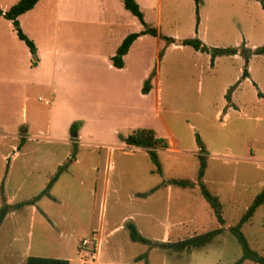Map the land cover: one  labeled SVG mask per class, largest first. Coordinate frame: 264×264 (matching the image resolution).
Listing matches in <instances>:
<instances>
[{
    "label": "rangeland",
    "instance_id": "374dc122",
    "mask_svg": "<svg viewBox=\"0 0 264 264\" xmlns=\"http://www.w3.org/2000/svg\"><path fill=\"white\" fill-rule=\"evenodd\" d=\"M56 1L42 0L17 18L38 57L15 47L9 60L0 50V206L1 186L5 201L15 204L67 166L49 190L54 200L41 196L9 209L0 225V264H25L31 255L69 264L235 262L242 248L229 227L264 191V53L253 52L264 44V0H198L197 26L194 0H136L144 24L158 34L139 35L121 69L110 55L120 39L145 26L122 0H72V8H56ZM0 25L17 39L10 21L0 16ZM193 37L238 51L211 63L209 52L181 44ZM36 62L30 75L43 86L5 77ZM148 77L151 88L143 94ZM140 128L167 140L157 150L160 171L145 150L122 139ZM198 154L206 161L199 181L218 197L222 225L199 191ZM129 222L149 243L130 239ZM219 226V235L189 252L157 245ZM240 229L264 255V202Z\"/></svg>",
    "mask_w": 264,
    "mask_h": 264
},
{
    "label": "trees",
    "instance_id": "16d2710c",
    "mask_svg": "<svg viewBox=\"0 0 264 264\" xmlns=\"http://www.w3.org/2000/svg\"><path fill=\"white\" fill-rule=\"evenodd\" d=\"M38 0H18L16 3L12 4L8 9L2 10L0 9V16L4 17L5 19L11 21L16 34L19 39L23 40L27 47L29 48L30 53L35 56L36 55V47L34 42L29 39L21 30L18 22V16L29 9L33 8ZM196 6V26L198 22V0H194ZM123 6L127 9L132 15L136 16L141 23H145L143 19V13L139 8V4L136 0H122ZM145 25V24H144ZM151 34L157 35V29L155 27H148L144 26L142 30L139 32H131L127 34L117 46L115 53L110 57L111 64L116 68H121L124 64L123 62V55L126 54L128 51L131 43L142 34ZM166 42H171L173 39L171 37H164ZM182 45H190L196 50L207 51L210 53L211 63H213L214 58L217 55L223 54H230L234 55L237 53V47H227V48H219V47H207L205 44L201 42L196 37L193 38H184L181 40ZM254 54H263L264 53V44L254 48ZM234 86H231L228 90H231ZM151 88V78L148 77L144 80L143 85L141 87V92L146 94L150 91ZM226 96H228L226 94ZM78 123L72 122L69 126V132L72 137H75L77 134ZM124 143L127 146H136L145 148L151 161L155 164L156 170L160 171V163L158 160V149H165L168 146L167 140L163 137L157 136L155 131L151 128H140L136 129L127 136L122 138ZM197 142L200 144V151H203V147L200 143V139L197 138ZM199 158V168L197 171V185L199 191L203 198L207 201L210 208L212 209L218 224L222 225L224 223V218L222 216V209L221 203L218 197L212 194L205 185L200 182L199 180L202 178L204 174V169L206 166L205 155L198 154ZM66 167L65 165L59 166L57 171L53 174V176L49 179L45 187L35 196H33L29 200H24L17 202L15 204H8L4 197H3V190L1 186V196L3 200V204L0 206V225L9 211L10 208H20L25 204H33L37 199L41 196H49V189L51 188L52 184L56 179L59 177L60 171ZM170 183L173 185H177L184 188H191L195 185V183L188 179H171ZM264 202V191L257 194L256 197L253 199L251 204L247 207L245 212L241 215L238 222L229 227V231L233 234L242 248L241 256L231 264H240L244 260H250L257 264H264V255H261L256 250L250 248L246 238L244 237L243 233L241 232V226L243 223L247 222L252 215L254 214L255 210ZM128 229L129 237L132 241H139L142 243H149V240L142 236L139 231L137 230L135 224L129 222L125 226ZM223 231V227L219 226L217 228L211 229L209 231L195 234L192 236L185 237L183 239H179L177 241H160L157 243L159 247L162 248H169L174 251H190L193 248L202 247L208 242H210L214 237L219 235ZM145 254H141L138 257L144 256ZM25 264H69V261L65 258L59 257H44V256H28L25 259Z\"/></svg>",
    "mask_w": 264,
    "mask_h": 264
},
{
    "label": "crops",
    "instance_id": "0c3cea01",
    "mask_svg": "<svg viewBox=\"0 0 264 264\" xmlns=\"http://www.w3.org/2000/svg\"><path fill=\"white\" fill-rule=\"evenodd\" d=\"M18 0H11L10 2L9 1H7L6 3H0V9H2V10H6V9H8L11 5H9V4H14V3H16ZM42 0H38L37 2H36V4L33 6V8H31V9H34L37 5H39V3L41 2ZM69 1H71V2H68V1H64V2H59V0L58 1H56V3H55V7L56 8H65V7H74L73 6V1L72 0H69ZM1 2V1H0ZM30 10V9H29ZM28 10V11H29ZM27 12V11H26ZM26 12H24V13H26ZM24 13H22V14H20V15H23ZM19 15V16H20ZM18 16V17H19ZM4 18V17H3ZM9 21V20H8ZM11 22V21H10ZM0 27H2L3 29H0V50H1V52H2V54L4 53V56L6 57V59H8L9 58V60H12L13 59V57L15 56V47H17L18 49H23L24 51H28V54L30 53V51H29V48L27 47V45L25 44V42L23 41V40H21V39H19L18 38V36H17V34H16V36H17V39H15L14 38V34L13 33H7V32H5V30H4V26L3 25H0ZM143 29V28H142ZM141 29V30H142ZM25 34V33H24ZM26 35V34H25ZM27 36V35H26ZM29 36V35H28ZM27 36V37H28ZM126 36V35H125ZM124 36V37H125ZM123 37V38H124ZM29 38V37H28ZM122 38V39H123ZM6 39H8V40H10V44L9 45H7V43L5 42L6 41ZM122 39H120V41L119 42H121V40ZM134 42V41H133ZM133 42L131 43V45L133 44ZM4 43V44H3ZM120 44V43H119ZM118 44V45H119ZM131 45H130V47H131ZM35 47H36V56L38 57V49H37V46L35 45ZM130 47H129V49H130ZM129 49H128V51H129ZM116 50V49H115ZM56 51H58V50H56ZM55 51V52H56ZM128 51L126 52V54H124L123 55V62H124V64H123V66L121 67V68H123L124 66H125V59H126V55H128ZM113 55V54H112ZM112 55H110V57L112 56ZM126 56V57H125ZM110 59V58H109ZM37 62H38V60H37ZM37 62L35 63V65L34 64H26V71H21V73H18V76H16L15 78L13 77V73L12 72H5V77L7 78V80H16V79H19V80H22V81H25V84H26V86L28 87V86H34V85H36V86H43L44 84V82L38 77L37 79H34L35 77V75H30V73L32 72V73H34V72H37V70H38V68H37ZM110 63H111V61H110ZM112 65V64H111ZM113 66V65H112ZM114 67V66H113ZM114 68H116V67H114ZM121 68H117V69H121ZM30 78H32V79H30ZM79 135H77L76 134V136H75V138L76 139H73V143H75V142H77V139L79 138L78 137ZM67 142L69 141V140H66ZM20 142H23V140H22V137H21V141ZM126 145V144H125ZM130 147H134L135 149H142V150H145L146 151V149L145 148H141V147H136V146H130ZM19 148V147H18ZM147 152V151H146ZM158 152V151H157ZM148 154V153H147ZM65 165V164H64ZM59 166H62V165H59ZM58 166V167H59ZM66 166H67V164H66ZM58 167H57V169H58ZM66 168V167H65ZM53 176V175H52ZM51 176V177H52ZM50 177V178H51ZM49 178V179H50ZM58 179V178H57ZM56 179V180H57ZM49 181V180H48ZM47 181V182H48ZM55 182V181H54ZM47 184V183H46ZM53 185V184H52ZM52 187V186H51ZM50 190V189H49ZM49 192V191H48ZM39 193V192H38ZM37 193V194H38ZM44 196H46V195H44ZM47 197H50L52 200H54L55 198L53 197V196H51V194L49 193V196H47ZM29 200V199H28ZM38 200V199H37ZM36 200V201H37ZM35 201V202H36ZM34 202V203H35ZM33 203V204H34ZM81 239H83V238H81Z\"/></svg>",
    "mask_w": 264,
    "mask_h": 264
},
{
    "label": "built area",
    "instance_id": "2783aa9c",
    "mask_svg": "<svg viewBox=\"0 0 264 264\" xmlns=\"http://www.w3.org/2000/svg\"><path fill=\"white\" fill-rule=\"evenodd\" d=\"M79 241L81 245H84L85 243H88L89 240L84 238V239H80Z\"/></svg>",
    "mask_w": 264,
    "mask_h": 264
}]
</instances>
